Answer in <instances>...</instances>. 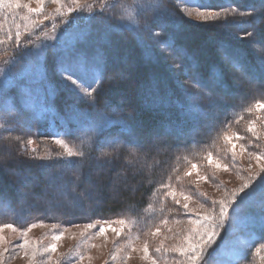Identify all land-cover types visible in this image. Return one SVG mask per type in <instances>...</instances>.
I'll list each match as a JSON object with an SVG mask.
<instances>
[{"label": "trees", "instance_id": "obj_1", "mask_svg": "<svg viewBox=\"0 0 264 264\" xmlns=\"http://www.w3.org/2000/svg\"><path fill=\"white\" fill-rule=\"evenodd\" d=\"M181 1L184 0H162L159 5L163 15L157 18L155 14L150 17L145 13L138 18L136 26L127 29H121L117 24L116 13L120 1L113 3L112 9L106 11V16L102 18L85 19L90 13L82 12L74 15V21L82 27L86 26L85 33L69 46L55 49V53L50 48L44 52L41 64L44 81L50 86L51 96L46 100L49 101L52 117L35 116L32 134H39L43 128L47 133L56 126L61 138L76 145L84 155L65 161L61 158H49V162L40 161L35 158L37 155L44 156L43 147H37L33 157L28 144L21 141L22 138H13L12 133H2L0 143L10 149L8 152L0 150V196L3 197V203L0 204V226L11 224L18 229H25L32 224L45 222L63 225L79 220L88 222L94 215L102 220L120 216L149 222L153 216L142 218L144 210L157 192L161 194L160 188L171 182L179 167H182L185 157L198 160L197 157L212 151L215 143H221L220 140L230 131L241 133L246 138L245 123L257 115L255 104L257 101L264 102V89L260 92L249 91V96L237 101H220L222 94H235L231 84L235 74L231 68L222 67L221 62H218L215 47L218 42L221 43L222 48L225 47L224 53L238 61L239 68L233 65L235 71L254 81L264 78L260 52L244 47V43L247 45L250 39L242 40V45L236 43L233 35L239 36L242 29L233 33L216 22L207 26L201 34H192L193 27L182 17L179 8ZM201 3L208 7L200 9L221 13H224V9L235 8L236 13L232 16L245 19L237 22L239 26L248 24L245 32L248 29L264 37V0H191L189 4L198 7ZM241 12L248 14L241 16ZM173 19L181 22L173 24ZM101 35L102 41L99 42ZM169 39L171 47L162 43ZM29 40L33 43H27ZM28 41L25 49L7 53L10 56H23L25 51L30 54L36 38L31 37ZM257 41L258 49L264 48V39ZM73 48L78 49L83 56L103 59L101 81L92 84L95 89L92 104L70 92L60 80L57 58ZM188 67L191 73L187 71ZM123 68L128 72L125 73ZM218 73H223V83L214 80V74ZM187 83L195 85L203 95L198 98L193 92L186 91L182 85ZM204 92H212L217 102H210ZM16 94H10L14 112L19 116L24 112L28 114L27 109L23 108L22 111L20 104L17 106L20 101ZM117 95L120 96V103ZM249 108H252L251 112L247 110ZM98 113H102L106 119H100ZM209 126L211 129H208ZM35 135L32 136L33 141L37 142ZM187 135L191 139H186ZM109 140L119 143L110 147L103 143ZM254 144L260 147L256 140L252 146ZM130 149L133 152H128ZM99 151L111 152V161L107 159L105 163L99 164L95 160V157L101 155ZM26 154L31 158H26ZM124 162L131 166L123 165ZM79 166L85 178L84 183L79 182L72 189L69 184L74 182L73 172ZM41 167L49 169L47 181L39 172ZM60 167L62 169L58 171ZM99 168L103 173L99 172ZM23 171L31 173V179L27 181L29 183L13 186L9 182L12 173L21 174ZM94 174L98 176L96 190L100 189L102 194H107V190L112 187V180L116 177L118 179L119 174L125 177L118 181L124 190L118 191L114 201H104L97 213L94 210L96 208L89 211L90 216L80 213L70 216L68 214L72 213L71 210L62 214V206L82 207L80 195L86 183L95 184L93 179L90 182V176L94 177ZM55 175H58L60 181H56ZM260 176H264V172L252 180L250 187L245 190V193L252 194L254 200L261 198L258 191ZM23 184H33V189L28 192ZM48 187L51 189V198L40 193ZM245 193L237 199L235 207L241 204ZM22 197L24 201H21ZM45 210L51 215H45ZM249 211L253 223L248 227L255 238L251 240L250 249L244 258L236 264L253 261L254 251L264 245V220L261 219L264 213L254 202ZM219 243L220 240H217ZM216 246L214 244L210 248L212 254Z\"/></svg>", "mask_w": 264, "mask_h": 264}, {"label": "rangeland", "instance_id": "obj_2", "mask_svg": "<svg viewBox=\"0 0 264 264\" xmlns=\"http://www.w3.org/2000/svg\"><path fill=\"white\" fill-rule=\"evenodd\" d=\"M118 1H120V4L116 13L118 16L117 24L121 29L136 26L138 18L145 13H148L149 15L147 14V16L150 17L155 14L154 6H149L153 5V0H103V3L109 5L106 11H110L112 9V4L117 3ZM88 2L93 3V0H88ZM160 2H162V0H155V4H160ZM190 2L191 0H184L183 2L181 1V3L179 2V8L182 17L185 18L187 24L193 27L191 30L192 34L199 35L207 28V26L216 22L225 26V28H228L233 33L236 30L240 32L239 29H242L239 36L236 34L233 35V39L236 43L242 45V40L250 39V42H248L247 45L243 42L245 45L244 47L248 49L252 48V50L254 49L255 51L258 50L259 44L254 43V41L262 39L260 34L253 33V36H246V33L249 32L248 29L245 32L248 24H245V26H239L237 23L238 21L240 22L245 19L240 20V17L236 18L235 16L233 17L232 14H229L225 20L223 18L224 13H221V19L204 22L197 13L215 11L202 10L199 7H193L189 4ZM98 4L99 6H95ZM138 5H144L145 7L140 11ZM31 6L37 7L35 3H32ZM58 7L65 13L64 16L57 14L56 9ZM68 7L76 6L71 3V0H62L61 5L46 0L44 4V12L40 16L32 14L30 18L31 20L39 22L43 19L44 15L49 16V19L45 20L43 25L39 27H31L30 22L20 19V16L25 14L26 10L24 9L17 10L19 15L15 18L8 10L0 13V20L4 22V30L3 32H0V39L5 41L4 44H0V125H3V127H0V135H2V133H12L11 135L13 138H22L21 141L23 143H27L28 140L33 141L32 136L35 134H32V127L34 126L33 119H35V116H45L46 118H49V116L52 117L49 109V101L46 100L47 97L49 98L51 96V93L49 92L50 86L44 81L43 67L41 64L43 55L37 56L36 52L39 49H42L44 45H54L55 49L65 48L85 33L86 26L82 27L76 24L74 21V15H79L82 12L88 11L83 9L79 12L74 11L73 13L68 14ZM100 7L101 0H95L94 8L98 10ZM106 11L104 16H106ZM159 11H162V7H160ZM188 13L191 15H187ZM128 15L133 16L135 22L130 24L125 20L124 24H121V17ZM26 24H29L27 29L25 28ZM16 25H20L19 30L21 32V46L19 49H25V43L29 38H36V42L30 50V54H27V51H25L23 56H10L7 53L9 51L19 50L15 45ZM9 29H11L13 36L12 40L7 39ZM103 34H105V32H103ZM102 35L98 38L99 42L102 41ZM198 37L200 38V36ZM49 48L53 49L52 47ZM49 48H47V50ZM224 48V46L222 48L221 43H217L215 49L218 52V56L216 57L218 62H221L222 67L227 66L234 72L235 80H232L233 82L231 84L235 94L228 95L225 93V95H223L221 93L222 96H220V101H224V99L225 101L231 99L237 101L241 97L249 96V91L254 90L260 92V90H263L264 78L259 81H254L243 76L240 72L235 71L233 64L225 59ZM13 57L15 58L14 61ZM142 57L141 54V58ZM119 62H121L120 58ZM259 68L260 67H258V69ZM123 70L125 73L128 72L125 68H123ZM187 71L189 73L192 72L189 67ZM232 76L234 77L233 74ZM110 78H112V76H110ZM60 80L70 92L79 96L81 100L88 104L94 102L93 97L84 95V91L88 90L87 85H83V87L74 90L75 86L66 83L61 75ZM182 86L186 91L193 92L195 97L199 98L203 95V92H201L199 88L190 83L185 84V86L183 84ZM12 88H15L16 91H13ZM11 92H16L19 95L18 99L20 103L18 102L17 106L20 104L19 108H21V110L23 108L27 109L28 114L24 112L23 115H21L22 117L16 115L12 105L13 99L10 97ZM221 92H223L222 89ZM116 98L120 103V96L117 95ZM260 102L264 103L263 101ZM256 113L257 115L252 117L250 122L245 123L246 138H243L241 133L239 134L230 131L220 140L221 143H215V147L212 151H208L201 157H197L199 158L198 160L195 158H184V161L181 164L182 167H179L171 182L166 184L164 188H160L161 194H158L157 192L154 199L144 210L142 218L152 215L153 217L151 221L145 223L141 222L140 219L120 216L102 220L96 218L94 215L88 222L79 220L70 223L67 222L63 225L45 222L32 224L36 226L32 227V225H30L25 229H18L16 227L8 228L2 225L0 226V229H2L0 230V237H3V240H0V252H3V257L0 264H152V259H155L157 264H192L191 261L187 260L186 256L181 255L177 251H173V249L181 247L187 248L189 243L188 238L192 237L193 240L195 239L194 233L201 229L200 225L193 223V221L202 218L206 211L213 207L212 201L217 202L215 209L218 212V202L220 200L226 202L230 201L232 193L238 192L246 180L250 177H257L258 173H262L261 169L264 168V110L258 109ZM249 127L254 128V131L259 137L258 139L257 136H254L252 132L248 131ZM208 129H211V127L209 126ZM39 131L40 133L35 135L37 137V142L33 141L32 144L27 143L29 152L33 153V157L37 152V147H43L44 153H42V155L44 156L40 155L38 157L37 155V158L35 159L47 162L49 158H61V160L65 161L66 159H75L79 157H67L66 149L62 145L56 143L57 139L64 140L59 135L60 132L56 126L50 128L48 131L49 133H46L44 128ZM195 133H197V131H195ZM237 136L241 138L237 139ZM168 137L171 136L168 135ZM177 137L183 139L180 135H177ZM186 137V139H191L188 135ZM173 140L175 141L176 139ZM254 140L260 144V147L255 144V146H252ZM64 141L69 148L79 151L76 145L69 141ZM154 142L155 141L153 140V143ZM1 144L4 143H0V150L8 152L10 148L8 146H2ZM233 144H235V149L232 147ZM131 151V149L128 150V152ZM99 152L101 153V151ZM209 154H211V164H209ZM255 155H260L262 158L257 160ZM27 157L31 158L29 154H26V158ZM95 160L99 161V164H101L105 163L107 158L100 155L95 157ZM218 163L221 165L219 168L216 166ZM123 165L127 167L131 166V164L127 162H124ZM193 165H196V167L193 168ZM225 165L227 166L226 169L224 167ZM12 167L17 169L14 166ZM2 169H4L3 166ZM61 169L62 167H60L58 171ZM48 171L49 169L45 167L39 169L42 178L46 181L48 179ZM99 172L103 173L101 170ZM188 173H191V175H188ZM119 175L118 179L116 177L112 180V187L107 190L106 195L102 194L100 189L96 190L98 176L95 174L94 177L93 175L90 176V182H92L93 179L95 180V184L92 185L86 183L85 190L81 193V199L79 200L83 203L82 207L75 206L71 208V206L68 205H65V207L62 206V214H66L71 210L72 213L68 214L70 216L75 213L90 216L89 211L93 208H96L94 210L97 213L98 207L101 208L104 201H114L118 191L120 192L124 190L119 186L118 181L125 177L121 174ZM73 176L74 182H70L69 184V187L72 189L77 183H84L85 178L81 173L80 166L75 168ZM55 177L56 181H60L58 175H55ZM200 177H204V179H201ZM28 179H31L30 172L23 171L21 174L14 172L12 173L9 182L13 186H18L21 183L27 182ZM25 188H27L29 192L33 189V184L25 185ZM50 190L51 189L48 187L40 193L41 195L49 196V198H51ZM170 193H175V199H173V196ZM241 194L242 193H239L237 195L236 201ZM185 195L190 198L185 200ZM30 197L31 196H29V198ZM88 197H90L89 200ZM21 199V201H24L23 197ZM176 200H179L180 203L177 204L175 202ZM185 203L188 204L187 210L183 207ZM201 204L204 205L203 208L200 207ZM235 205L236 203L231 205L229 215H234L231 209L235 208ZM43 213H45V215H51L47 210ZM197 214H199V216ZM120 220H124L125 223L120 224ZM97 221H112V224L110 227L107 224L104 225L107 231L103 235L96 234L99 231L100 224H97L95 228L85 230L84 226L86 224L96 223ZM251 223H253L252 219L247 222L244 228L237 231L229 238L230 240H236L237 237L241 238L238 244L227 249L232 258L241 255V250L244 257L250 249L251 240L255 238L248 227ZM53 225H56V227L54 228ZM112 228L118 229L120 235H117L116 232L112 231ZM25 230H27L26 236L22 235V232ZM220 231L221 236L223 237L225 229H221ZM61 233L62 236L59 240L53 239L54 236L60 235ZM24 240H27L28 244L23 248L19 247ZM145 243H147L148 256L151 257V259L146 258L144 255L143 249ZM161 243L163 244V248L161 252L157 253L155 249L159 247ZM51 244L56 245L55 251L44 252L43 249ZM258 248H260V252L257 253L256 250L254 251L253 261L245 262L243 264H264V247L259 246ZM5 249H7V251H5ZM163 249H168L169 251L165 252ZM33 253H35V256H33ZM81 254L84 256L83 260H79ZM224 259H226V257L221 256L219 252L212 254L210 248L205 255L207 264H221V261ZM198 264H203V262H198Z\"/></svg>", "mask_w": 264, "mask_h": 264}, {"label": "snow or ice", "instance_id": "obj_3", "mask_svg": "<svg viewBox=\"0 0 264 264\" xmlns=\"http://www.w3.org/2000/svg\"><path fill=\"white\" fill-rule=\"evenodd\" d=\"M46 0H0V13H3L5 10H8L12 13L13 17L19 15V12L17 10L24 9L25 14L20 16V19L26 22H30L31 27H39L43 25L45 20L49 19V16L44 15L43 19L39 22L31 20L32 14H35L37 16H40L44 12V4ZM52 3H56L58 5L62 4V0H50ZM32 3H35L37 7H32ZM71 3L75 5L76 7H68L67 13L71 14L74 11L79 12L80 10L86 9L90 15L88 17H85V19H95L97 17H103L105 11L109 7V5L103 3V0H101V7L93 12V7L95 0H93V3H89L88 0H71ZM155 9V15L157 18H159L161 15H163L162 12L159 11L160 5L155 4V0H153V5ZM145 6L144 5H138V9L140 11L143 10ZM199 8H206L207 5L201 3L198 5ZM167 11L166 9L164 10ZM224 16L223 18L226 20L227 16L229 14H235L236 9L235 8H229L224 9ZM56 12L60 16H64L65 13L61 11V9L58 7L56 9ZM241 16L247 15L248 13L241 12L239 13ZM187 15H191L188 13ZM198 16L201 17V19L204 22H207L209 20H219L221 19V12L215 11V12H198ZM110 18V17H109ZM78 19V17L76 18ZM127 21L128 23H134V17L131 15L128 16H122L121 17V24H124V21ZM181 21H177L173 19L172 23L177 24ZM127 26V25H124ZM29 27V24L25 25V28L27 29ZM20 25H16V32H15V45L16 48L19 49L21 46V32L19 30ZM4 30V22L0 20V32H3ZM246 36H253L252 32L246 33ZM7 39L12 40L13 36L11 33V29H9L7 33ZM264 39V37H262ZM5 41L3 39H0V44H4ZM27 43H33L31 40H29ZM163 44H165L168 47L172 46L171 40L163 41ZM254 43H259V41H254ZM26 46V45H25ZM52 47L55 53V46L54 45H44L42 49H39L36 52L37 56L43 55L44 52L47 50V48ZM260 52V63L264 65V48L258 49ZM13 57V61H14ZM225 59L232 63L235 67L239 68L238 61L232 57L229 56L227 53L225 54ZM104 70V62L101 57H86L83 56L80 51L76 48L71 49L67 54L60 55L57 58V71L60 73L61 77L65 80L66 83H70L71 85L75 86L74 90L79 89L83 87V85H87V89L84 91V95L93 97V93L95 92V89L92 88V84H99L103 75ZM10 71V69H9ZM214 80L217 81V83H223L224 82V76L223 73L214 74ZM195 86V85H194ZM204 95H207L210 102L216 103L217 100L214 97L212 92H204ZM94 101V97H93ZM255 107L257 109L264 110V103H261L260 101H257L255 104ZM249 112L252 111V108L247 109ZM100 119H106V117L102 113L97 114ZM0 127H3V125H0ZM248 131L252 132L254 136H257V139L259 138L256 132L254 131L253 127H249ZM67 134V133H66ZM237 139H240L241 137L237 136ZM17 139H19L17 137ZM28 144H32V140L27 141ZM56 143L59 145H62L66 149V156L72 157V156H83L84 153L82 151H76L68 147V145L65 143L64 140L57 139ZM107 146H111L112 144L119 143V141L116 140H109L103 142ZM233 149H235V144L232 145ZM101 155L111 161L113 154L111 152H101ZM254 155V154H250ZM255 158L257 160H260L262 157L260 155H255ZM212 163L211 160V154H209V164ZM217 168L221 167V165L218 163ZM196 165H193V168H195ZM225 169L227 166H224ZM261 172H264V168L261 169ZM188 175H191V173H188ZM259 175V173L257 174ZM201 179H204V177H200ZM256 177H250L248 180L245 181V183L241 186V188L238 190V192H233L231 200L226 202L224 200H220L219 203V210L218 212L215 209L216 201H212L213 207L210 208L206 213L202 216V218L197 219L193 221V223H196L200 225V231H197L194 233L195 239L193 240L192 237H189V243L187 248H175L173 251L179 252L181 255H184L187 257L188 261H191L192 264H198V262H203V264H207L205 260V255L207 253V250L211 248L214 244H216V249H214V253L219 251L220 255L223 257H226L223 261H221V264H236V262L239 259L244 258L241 250V255L236 256L235 258H232L227 249L230 247L235 246L240 242V237H237L236 240H230L229 238L232 237L237 231L244 228L247 224V222L252 218V214L249 211V208L251 207V203H255L259 206L260 211L264 213V176H260V185L258 191L261 193V198L259 200H254L252 197V194L245 193V190L250 187L251 181L254 180ZM239 193H245V196L242 197L241 204H237L235 208H232L231 211L234 213V215H229V211L231 208V205L236 203V197ZM173 196V199H175V193H170ZM190 197L185 195L184 199L188 200ZM177 204L180 203L179 200L175 201ZM3 203V197L0 196V204ZM184 209H188V204L185 203L183 205ZM200 207H204L203 204L200 205ZM187 214V213H186ZM199 216V214H197ZM262 220H264V216L261 217ZM120 224H124V220L119 221ZM97 224H100L99 231L96 233L97 235H103L107 229L104 227L105 224L109 225V227L112 224V221H97L96 223H90L86 224L84 226L85 230L92 229L97 226ZM36 225H32V227H35ZM4 227L12 228L13 226L11 224H6ZM55 228L56 225H53ZM221 229H225L223 237H221ZM2 230V229H0ZM15 230V229H13ZM112 231L116 232L117 235H120V231L116 228H112ZM27 230L22 232V235L26 236ZM83 235V234H82ZM62 236V233L60 235L54 236L53 239L59 240ZM0 240H3V237H0ZM217 240H220V243L217 244ZM28 244L27 240H24L22 244L19 245V247L23 248L25 245ZM264 247V245H262ZM163 248V244L155 249L157 253L161 252ZM56 245L51 244L48 245L43 249L44 252L48 251H55ZM7 251V249H5ZM144 255L146 258L151 259V257L148 256V246L147 243H145L144 246ZM163 251L167 252L168 249H163ZM257 253L260 252V248L256 249ZM33 256H35V253H33ZM3 252H0V262H2ZM84 256L81 254L79 256V260H83ZM152 264H157V261L155 259H152Z\"/></svg>", "mask_w": 264, "mask_h": 264}]
</instances>
